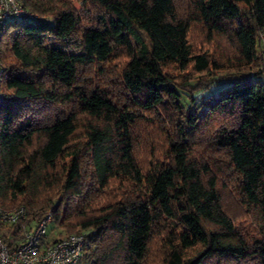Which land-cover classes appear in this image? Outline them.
Wrapping results in <instances>:
<instances>
[{
	"label": "trees",
	"instance_id": "16d2710c",
	"mask_svg": "<svg viewBox=\"0 0 264 264\" xmlns=\"http://www.w3.org/2000/svg\"><path fill=\"white\" fill-rule=\"evenodd\" d=\"M73 1L22 0L48 20L3 28L0 206L84 233L80 264H264V0ZM195 25L234 54L197 50ZM148 114L172 127L161 156Z\"/></svg>",
	"mask_w": 264,
	"mask_h": 264
},
{
	"label": "built area",
	"instance_id": "2783aa9c",
	"mask_svg": "<svg viewBox=\"0 0 264 264\" xmlns=\"http://www.w3.org/2000/svg\"><path fill=\"white\" fill-rule=\"evenodd\" d=\"M47 21L23 7L22 0H0V39L9 22ZM261 69L264 72V35ZM4 67L0 62V101L4 94ZM51 214L41 221H30L24 206L5 209L0 206V264H80L85 252L86 236L73 233L47 241Z\"/></svg>",
	"mask_w": 264,
	"mask_h": 264
},
{
	"label": "rangeland",
	"instance_id": "374dc122",
	"mask_svg": "<svg viewBox=\"0 0 264 264\" xmlns=\"http://www.w3.org/2000/svg\"><path fill=\"white\" fill-rule=\"evenodd\" d=\"M73 4L75 5L76 9L79 12H82V14L85 13V11H83V7L81 3L79 2V0H74ZM178 4H179L178 5L179 11L181 14L189 13V5H188L187 0H178ZM89 13L90 11L86 12V14H89ZM204 32L205 31L200 25H195L193 27V30L191 33V41L197 50H200L201 52L205 51L206 53L209 54L211 58H215V60L217 61H221V59L226 58L230 56L231 54H234V49L228 45L225 39H221V38L207 39ZM121 61L122 59L114 60L108 64H105L103 68H92L90 70L91 73L88 75L87 80L90 81L93 79L95 84H102V85L108 86V83H110V81H115V78L117 77L118 72L120 70ZM102 69H104V75H101ZM214 73L224 75L226 73H231V71L218 70V71H215ZM223 85H225V83H221L219 85L213 86L211 87V91L216 92L218 91V89L222 88ZM195 94L196 93H194L193 95ZM203 94L208 95L209 92H203V93L201 92V93L196 94V96L197 98H199ZM190 95H191L190 92H187L184 95V100L187 105H191L192 102H194V100L191 101ZM148 117L149 119L148 120L146 119V120L148 121V124L150 125L143 129L141 137H142L143 143L148 142L149 144L148 148H151L153 146L156 149V152L159 153V155L161 156V153L166 148L165 147L166 140L169 137H171V136H167V131L172 133L171 131L172 127L170 128L168 120H165L156 114H148ZM139 129L140 128H138L137 130ZM146 151L148 152V150ZM138 157H139V160L144 164L148 163L149 161V155L145 151H142L138 155ZM239 213L241 214L240 211ZM238 221H240L242 225H248L250 223V220L244 219V217H242ZM53 226L54 225L52 223L49 224L47 241H53L61 236L66 235L62 230H60L59 228H55Z\"/></svg>",
	"mask_w": 264,
	"mask_h": 264
}]
</instances>
